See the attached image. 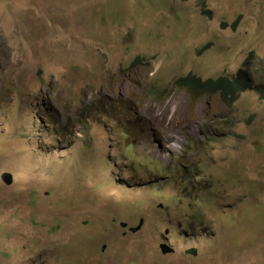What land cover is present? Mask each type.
<instances>
[{
    "label": "rangeland",
    "instance_id": "1",
    "mask_svg": "<svg viewBox=\"0 0 264 264\" xmlns=\"http://www.w3.org/2000/svg\"><path fill=\"white\" fill-rule=\"evenodd\" d=\"M262 61L264 0H0V264H264Z\"/></svg>",
    "mask_w": 264,
    "mask_h": 264
},
{
    "label": "clouds",
    "instance_id": "2",
    "mask_svg": "<svg viewBox=\"0 0 264 264\" xmlns=\"http://www.w3.org/2000/svg\"><path fill=\"white\" fill-rule=\"evenodd\" d=\"M232 26H233V28H235L236 23H234ZM261 64L263 65V68H264V61H262ZM250 66H251L250 60L246 61L244 63V66L239 69L236 76L222 75V76H219L217 78L202 79L199 76L189 74L188 76H186L184 78L178 79L177 85L180 86L181 88L187 89L190 92V94L195 95V96H206V95L218 96L219 99L225 105L231 106L234 102H236L239 99V97L243 93L248 92L255 87L256 77L254 75V71L251 69ZM260 84L262 86L261 87V93H262L261 97L264 98V76L260 80ZM178 99H180L182 101L185 109L188 110L184 104L183 99L182 98H178ZM178 99H176V100H178ZM176 100H174V101H176ZM173 102H170L169 104H172ZM169 104H167V105H169ZM149 106L152 107L153 105H148V106H146L145 109L152 115L153 119L155 121H164L161 119H156L153 116V114L150 112V110L147 109ZM153 107H158V106H153ZM188 112L190 114H192L189 110H188ZM196 114L197 113L194 112L192 114V116L196 115ZM193 122H194V120L190 121L191 131H192V123ZM172 124L176 128H178L179 130L184 132L180 127L176 126L174 123H172ZM163 147L166 149V151H164V152L158 151V152H161L163 154L169 153V150L167 149L166 146H161L158 150H160ZM142 223H143V221L141 220L140 224H142ZM132 231H137V229L133 228ZM162 246H166L169 249L173 250V252H171V253L175 252V250L172 247L168 246L167 244H161L160 250H161V253L163 255H168V254L163 252ZM191 250H196V252L198 254L197 249H190L186 252V254H188V252ZM188 255L193 256V254H188Z\"/></svg>",
    "mask_w": 264,
    "mask_h": 264
},
{
    "label": "water",
    "instance_id": "3",
    "mask_svg": "<svg viewBox=\"0 0 264 264\" xmlns=\"http://www.w3.org/2000/svg\"><path fill=\"white\" fill-rule=\"evenodd\" d=\"M4 181H5V183H8L10 181V176L4 177ZM162 250L166 254H169V253L173 252V250L169 249L166 246H162ZM188 254L196 255L197 252H196V250H191V251L188 252Z\"/></svg>",
    "mask_w": 264,
    "mask_h": 264
},
{
    "label": "bare ground",
    "instance_id": "4",
    "mask_svg": "<svg viewBox=\"0 0 264 264\" xmlns=\"http://www.w3.org/2000/svg\"><path fill=\"white\" fill-rule=\"evenodd\" d=\"M175 110V109H174Z\"/></svg>",
    "mask_w": 264,
    "mask_h": 264
}]
</instances>
